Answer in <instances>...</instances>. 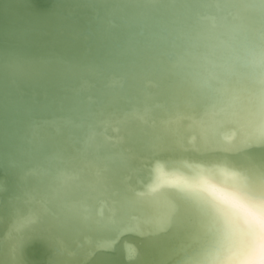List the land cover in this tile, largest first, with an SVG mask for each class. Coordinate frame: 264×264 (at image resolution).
<instances>
[{"label":"bare ground","instance_id":"bare-ground-1","mask_svg":"<svg viewBox=\"0 0 264 264\" xmlns=\"http://www.w3.org/2000/svg\"><path fill=\"white\" fill-rule=\"evenodd\" d=\"M46 2L0 0V185L6 186L0 192V264H10L13 209L27 199L47 222L40 235L51 238L50 226L59 225L56 234L67 249L52 258L46 247V264H180L181 247L188 255L212 249L202 264H233L227 249L238 242L240 225L209 224L194 196L179 220L156 236L149 233L166 217L139 212L135 204L156 184L162 209L178 204L186 193L170 182L192 186L195 169L207 167L195 149L241 139L231 119L197 126L177 113L187 114L188 101L208 92L201 86L210 73L227 79L221 66L258 47L264 0ZM18 57L31 61L22 78ZM249 79L255 84L260 76L254 71ZM166 127L181 137L165 134ZM248 143L264 146L256 136ZM259 158L248 151L245 160L229 156L238 164ZM97 167L108 168L118 195L95 190ZM29 170L40 179L29 177L22 192L19 177ZM73 174L80 178L68 179ZM113 207L116 227L109 226ZM101 242L115 252L90 255Z\"/></svg>","mask_w":264,"mask_h":264},{"label":"snow or ice","instance_id":"snow-or-ice-1","mask_svg":"<svg viewBox=\"0 0 264 264\" xmlns=\"http://www.w3.org/2000/svg\"><path fill=\"white\" fill-rule=\"evenodd\" d=\"M231 47V45H229ZM5 51V49H4ZM235 52V50H233ZM31 61L18 57L16 62V74L22 78L29 70ZM227 75V79H221L216 72L209 74L201 87L208 89L207 93H200L188 101L190 111L177 113V119L192 121L194 125L202 126L209 120L231 119L237 128L241 139L236 137L224 139V144L229 147L210 148L204 151L195 149L200 155L201 162L207 167H197L195 183L192 186L170 182L181 193H186L180 198L178 204H169L161 208V185L149 186L147 191L140 193L141 200L135 204L137 211L151 214H161L166 217V222L157 225L155 231L149 235L156 236L176 223L185 211V203L195 198L197 208L201 212L202 219L209 224L233 225L241 227L238 242L233 243L227 249V259L233 264H264V156L255 163L247 161L243 164L234 163L229 159L230 155H239L246 159L248 140L256 136L264 143V30L261 31L258 47L241 56L234 54L233 62L221 66ZM259 74L258 83H252L249 79L253 72ZM218 81L219 87H213L212 81ZM198 118L195 119V118ZM169 121L168 124H175ZM165 134L181 137L177 128L164 130ZM208 142V136L201 134ZM179 142V141H177ZM193 146L195 138L189 140ZM181 147L183 145L181 144ZM223 154V158H215V154ZM231 169V170H229ZM95 190L119 193L113 188L109 179L107 167H97L95 171ZM29 177L38 183L40 177L35 170L21 173L18 187L22 192L27 191ZM78 174L69 176L68 179H79ZM67 183V180H65ZM6 186L0 185V192H5ZM19 199V197H16ZM114 206L118 201L114 200ZM133 204L132 201H129ZM31 199L24 200L25 207H14L13 218L10 221V236L8 240V259L10 264H29L26 249L33 242H41L52 252L53 257L66 254L67 249L56 234L59 225H51V238L40 235V229L46 226L44 217L27 207ZM113 221L109 226L116 227L117 209L113 207ZM85 217V220H90ZM257 241H259L260 258L254 259ZM110 242H101L91 253L108 251ZM212 249L203 248L200 252L188 255L181 247L177 255L181 257L180 264H202L206 253ZM218 255L223 256L222 248L216 249Z\"/></svg>","mask_w":264,"mask_h":264},{"label":"water","instance_id":"water-1","mask_svg":"<svg viewBox=\"0 0 264 264\" xmlns=\"http://www.w3.org/2000/svg\"><path fill=\"white\" fill-rule=\"evenodd\" d=\"M33 2L35 3V5L37 7H46L47 2L46 0H33ZM246 151H248L249 154L253 155L255 158L264 156V146H258V145H254L251 147H248L246 149ZM231 156V155H230ZM232 159H234L236 161V159H240V156L237 155H232ZM0 175H1V171H0ZM131 236L137 241L138 235L130 233ZM140 245V244H139ZM49 250L46 248V246L41 243V242H33L27 249H26V255L28 258V262L29 264H46L47 263V256H48V252ZM109 252H115V251H111L108 250ZM121 259L118 261V264H126L124 262H120ZM114 264H117L116 260L113 261Z\"/></svg>","mask_w":264,"mask_h":264}]
</instances>
